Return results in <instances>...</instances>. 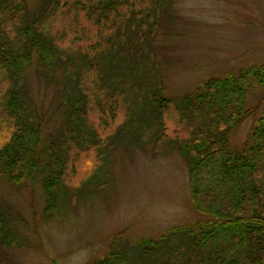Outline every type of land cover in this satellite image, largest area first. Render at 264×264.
Masks as SVG:
<instances>
[{"label":"trees","instance_id":"1","mask_svg":"<svg viewBox=\"0 0 264 264\" xmlns=\"http://www.w3.org/2000/svg\"><path fill=\"white\" fill-rule=\"evenodd\" d=\"M163 4L43 0L32 17L27 0H0V135L10 132L7 141L0 138V177L20 184L41 177L47 213L55 214L61 195L80 196L68 182L91 159L96 176L117 136L147 129L155 154L175 150L186 159L192 200L207 219L173 227L157 240L117 236L89 264H264V116L242 150L230 145L248 113L247 78L259 82L260 72L213 78L202 93L181 98L163 95L160 81L153 83L159 72L148 41L158 34ZM61 14L71 20L68 29ZM132 36L140 44L134 67L120 59L116 70L119 52L135 48ZM35 55L61 72L65 86V120L45 146L43 121L21 85ZM6 221L0 214V252L17 241Z\"/></svg>","mask_w":264,"mask_h":264},{"label":"rangeland","instance_id":"2","mask_svg":"<svg viewBox=\"0 0 264 264\" xmlns=\"http://www.w3.org/2000/svg\"><path fill=\"white\" fill-rule=\"evenodd\" d=\"M27 2L33 17L43 0ZM160 16L158 34L148 41L159 72L153 83L160 81L168 98L202 93L213 78L260 72L259 82L247 78L248 113L230 136L232 149L242 150L264 116V0H164ZM60 18L68 29L71 20ZM129 42L135 48L130 53L127 45L119 52L116 70L120 59L131 60L139 49L136 36ZM129 65L134 67L133 60ZM63 83L61 72L44 67L38 55L21 80L43 121L44 146L65 120ZM147 133L117 136L96 176L91 159L68 182L80 196L61 195L55 214L47 213L41 177L21 184L0 177V214L17 234L15 243L3 246L0 264H89L107 254L117 236L134 243L157 240L173 227L207 219L192 200L186 159L175 150L155 154ZM9 134H1V140Z\"/></svg>","mask_w":264,"mask_h":264}]
</instances>
